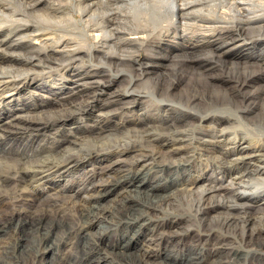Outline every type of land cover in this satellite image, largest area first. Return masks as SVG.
<instances>
[{"label":"bare ground","instance_id":"obj_1","mask_svg":"<svg viewBox=\"0 0 264 264\" xmlns=\"http://www.w3.org/2000/svg\"><path fill=\"white\" fill-rule=\"evenodd\" d=\"M6 1L0 264H264V0Z\"/></svg>","mask_w":264,"mask_h":264},{"label":"rangeland","instance_id":"obj_2","mask_svg":"<svg viewBox=\"0 0 264 264\" xmlns=\"http://www.w3.org/2000/svg\"><path fill=\"white\" fill-rule=\"evenodd\" d=\"M57 1H59V2H63V3H65L66 5L68 4L67 3V0H57ZM6 2H11V0H8V1H6ZM125 9H127V10H132V9H130V7H126L125 6ZM78 17L77 18H79L80 16L79 15H77ZM5 25H3L2 26V29H3V27H4ZM1 33H3V32H1ZM4 34V33H3ZM22 41H24V38L22 39V38H20V39H17L15 42H17V43H20V42H22ZM243 53V51L242 50H239L238 51V54L239 55H243L242 54ZM40 65H42V64H40ZM45 65V64H44ZM43 65V66H44ZM46 66V65H45ZM173 67H174V63L173 64H170L169 65V67L167 68V69H169V70H171V69H173ZM220 73V72H219ZM41 73H35V77H36V79H35V81H34V83L32 84V85H34L33 87H35V86H38V87H40L41 85H44L43 84V80H41L43 77H45L46 75L44 74V76L43 75H40ZM58 74H60V73H58ZM156 76H158V74H156L155 73V80H156ZM59 78H57L59 81H67V78L66 77H64V78H62V76L61 75H59L58 76ZM172 78H173V76H172ZM48 100V99H50L48 96H46L45 94H43L42 92H40V91H36L35 89H30V88H28V89H26V91H25V93L24 94H22V95H19V96H17V97H15V98H13V99H10V97H9V95H6L5 96V98H4V101L3 102H0V116L2 115V113H4L6 110H8L9 108L10 109H20L21 108V104H23V102H31V103H38V102H42L43 100ZM11 102H10V101ZM9 104H11V106H9ZM83 119H81V126H83V125H85L84 124V121H82ZM72 129H74L73 127L71 128V125H67V124H65L64 126H63V128L61 129V133H62V130H65V132L66 133H68V130H72ZM41 131L40 130H33V131H28V130H19V131H15L14 133H13V135L12 136H10V137H7L6 139H4V143H3V145L1 146V147H10V146H13V145H16V143L17 142H21L22 140H24V141H27V140H31V139H33V138H36V136H38L39 135V133H40ZM60 133V134H61ZM59 134V135H60ZM19 138V139H18ZM52 141V140H54V136H51L49 139L47 138L46 139V142L47 141ZM99 156V159H101L103 156H100V155H98ZM94 157H96V155H90V156H88L87 158H85L84 160H86V161H89V160H92ZM92 162H94V159L92 160ZM92 164V166H93V163H91ZM87 167H90L91 165H90V162H87ZM197 168V170L198 169H200V167L199 166H197L196 167ZM75 169H77V167H75ZM74 170V169H73ZM78 170H81V167H78ZM68 174H70L69 172L68 173H66L64 176H63V178L64 177H67L68 176ZM40 188H42V187H39V189ZM75 188H77V186H75ZM116 189V188H115ZM116 190H120V188H118V189H116ZM115 195V193L114 192H112V193H110L109 195H107V197H106V199H103V204H105V205H109V204H112L113 203V201L114 200H112V198H113V196ZM94 231L95 232H100L101 231V229H99V228H95L94 229ZM113 242H114V244H117V240H113ZM142 242V239L141 238H139L138 236H134L133 237V239H132V243H137V244H140ZM154 249H159L158 247H154Z\"/></svg>","mask_w":264,"mask_h":264}]
</instances>
